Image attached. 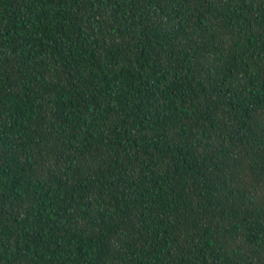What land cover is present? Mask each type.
<instances>
[{
	"label": "trees",
	"instance_id": "1",
	"mask_svg": "<svg viewBox=\"0 0 264 264\" xmlns=\"http://www.w3.org/2000/svg\"><path fill=\"white\" fill-rule=\"evenodd\" d=\"M0 264H264V0H0Z\"/></svg>",
	"mask_w": 264,
	"mask_h": 264
}]
</instances>
